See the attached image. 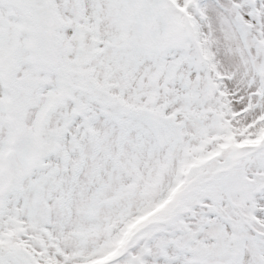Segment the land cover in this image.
<instances>
[{"label": "snow or ice", "instance_id": "snow-or-ice-1", "mask_svg": "<svg viewBox=\"0 0 264 264\" xmlns=\"http://www.w3.org/2000/svg\"><path fill=\"white\" fill-rule=\"evenodd\" d=\"M0 264H264V0H0Z\"/></svg>", "mask_w": 264, "mask_h": 264}]
</instances>
